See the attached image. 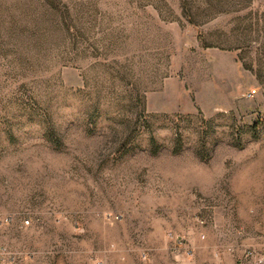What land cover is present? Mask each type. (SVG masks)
Returning a JSON list of instances; mask_svg holds the SVG:
<instances>
[{
	"label": "rangeland",
	"instance_id": "rangeland-1",
	"mask_svg": "<svg viewBox=\"0 0 264 264\" xmlns=\"http://www.w3.org/2000/svg\"><path fill=\"white\" fill-rule=\"evenodd\" d=\"M0 246L264 264V0H0Z\"/></svg>",
	"mask_w": 264,
	"mask_h": 264
},
{
	"label": "built area",
	"instance_id": "built-area-1",
	"mask_svg": "<svg viewBox=\"0 0 264 264\" xmlns=\"http://www.w3.org/2000/svg\"><path fill=\"white\" fill-rule=\"evenodd\" d=\"M26 223L29 224L30 221L26 220ZM0 256L7 264H14L16 262V256L5 246H0Z\"/></svg>",
	"mask_w": 264,
	"mask_h": 264
},
{
	"label": "trees",
	"instance_id": "trees-1",
	"mask_svg": "<svg viewBox=\"0 0 264 264\" xmlns=\"http://www.w3.org/2000/svg\"><path fill=\"white\" fill-rule=\"evenodd\" d=\"M182 147L181 139L178 140V146L176 148V151H179ZM161 148V145L157 142L155 137L151 138V143H150V150L153 153H157Z\"/></svg>",
	"mask_w": 264,
	"mask_h": 264
}]
</instances>
